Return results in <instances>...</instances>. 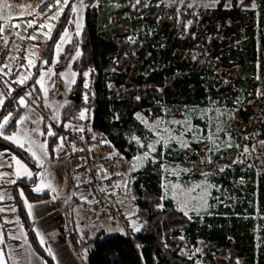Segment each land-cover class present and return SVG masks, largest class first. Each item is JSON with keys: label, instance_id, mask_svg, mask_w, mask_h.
<instances>
[{"label": "trees", "instance_id": "obj_1", "mask_svg": "<svg viewBox=\"0 0 264 264\" xmlns=\"http://www.w3.org/2000/svg\"><path fill=\"white\" fill-rule=\"evenodd\" d=\"M154 1L153 5L131 2L120 10L113 6L115 0H83L85 29L80 35H74L65 52L66 63H72L78 79L55 123L59 126L81 121L87 80L84 73L94 68L98 75L94 129L107 135L112 143L104 146L103 151L117 148L127 159L142 152L139 143L147 144L153 135L137 120V113L153 122L159 117H183L187 109L212 103L226 104L236 111L235 133L238 139L252 135L255 153L256 142H264V95L260 94L264 93V0H255L258 9L251 8V0H244L243 4L233 0L232 6L226 8L223 0L216 10L200 8L196 16L188 11V1L183 6H180L181 0H175L170 6H157L158 0ZM46 9L43 4L39 11ZM71 17L68 8L51 39L44 43L40 59L47 61L45 67L52 65L55 45L69 27ZM77 48L79 55H76ZM42 67L39 64L34 69L31 81L21 89L32 90L35 86L40 91L36 82ZM17 96L4 101L0 108V122L9 112L13 113L4 136L18 131L16 121L25 111V108H14L13 100ZM54 130L55 136L48 139L52 157L58 140ZM4 136H0V148L19 157L34 172L33 178L19 177L9 186L17 216L29 244L47 264H55L47 248L39 243L27 207V202H53V193L35 191L37 159ZM208 148L207 142L193 144L176 156L186 167L202 171L208 157L200 153ZM238 150L213 154L215 165H230L217 180L226 195L215 213L203 219H192L172 202L163 200L160 161L149 160L132 172L125 195L137 207L133 219L141 224L134 238L124 231L106 234L98 230L94 234L84 230L83 219L75 209L85 201L72 195L63 205L61 218L72 250L82 264H196L185 253L192 248L199 249L208 264H264V219L259 220L257 230L256 219L252 217L256 167L249 162H234ZM187 159H192L191 163ZM214 167L210 165L209 169ZM262 173L258 194L260 212L264 214ZM232 177L246 179V186L233 182ZM256 232H260V242H255Z\"/></svg>", "mask_w": 264, "mask_h": 264}, {"label": "rangeland", "instance_id": "obj_2", "mask_svg": "<svg viewBox=\"0 0 264 264\" xmlns=\"http://www.w3.org/2000/svg\"><path fill=\"white\" fill-rule=\"evenodd\" d=\"M115 1L116 3L113 4V6L120 10L126 8L131 2L132 4L138 5L135 0H129L127 3H125V0ZM184 1H188V11L196 16L199 14L200 8L205 10H216L223 0H218V2L217 0H181L180 6H183ZM141 2L153 5L155 1L141 0ZM232 2L233 0H231L230 6H226L229 5V0H226V8H230ZM173 4H175V0H158L156 2L157 6H170ZM83 5H85L84 2ZM72 6L77 8V12H72L69 27L65 28L61 33V36L64 35L65 31L68 33L63 44H61V51L57 54L56 45L60 44L59 38L54 48L52 65L45 67V63L37 78L36 85L40 91H36L35 86L32 90H24L26 94L29 92L32 93L31 96L28 95L32 103L25 104L26 110L22 117H28V119H26L23 124H19L18 131L16 132L19 134L17 139L24 144V147H22L23 149L28 151V148L31 147L38 156L42 157L43 166H41V161L37 160L39 170L36 175L38 180L35 184V188L38 185L41 187L43 186L41 184L42 180L44 183L50 182L52 184L55 191L45 188L42 192L46 190L52 191L53 196L57 198L58 203L62 206L61 215L63 213V205L71 199L72 195L78 194L74 182V180L77 179V163L67 160L60 149L55 152L53 157L50 156V154L47 157L44 156L45 151L49 153L48 139L55 136L49 135V133L56 134V131L51 128L52 126L46 125V122L42 119V111H48L55 120L62 106L71 98L70 90L78 79V73L73 70L72 63H66V57L68 55L65 54V52L67 45L72 42L75 33H79L81 27L86 24V6L82 7L80 0L71 1L70 7ZM60 21L61 16L56 20V26ZM77 24L80 26L79 30L77 29ZM52 31H54V28ZM36 47L34 44L35 53H37V57L34 61H36L35 64L38 66L39 64H43L40 59L43 53V47L41 46L39 48L40 54H38V47ZM77 53L80 54L78 48ZM34 66L35 65H33V67ZM62 73L63 75H61ZM243 99H245L244 96ZM235 112L236 111L231 106H227L226 104L217 105L210 103L206 107L187 109L183 117H171L170 119L159 117L151 122L144 117L145 115H141L140 119L144 123L142 124L152 133L153 138L147 144L144 142L139 143L143 149L142 152L138 154V157L142 159L136 164V169L133 170V164L128 163L124 164L122 169L123 178L121 180V185L124 188L123 201L129 206L131 212L135 214L137 212V207L126 199L125 188L130 178L129 175L141 169L149 160L155 162L160 161L162 165L163 200L172 202L178 210L192 219L194 217L203 219L207 213L217 210L219 204L222 203V198L226 195L223 187L218 184L217 180H219L220 174L227 172L230 165L227 164V167L222 164L215 165L213 154L234 148L240 149L238 150L239 153L234 162L239 164L249 162L250 165L256 167V179L259 178L264 171V143H262L263 141L256 142L257 150L255 149L256 152L253 153L252 144L255 142V138L251 139L252 135L239 136L238 139V135L235 133L234 128L236 125V121L234 120ZM230 124L231 126H228ZM10 141L18 145L16 142ZM205 142L209 144V148L206 149L207 151L205 153H200L208 157L204 170L200 171L193 166L186 167L178 160L176 154L179 151L188 150L193 144H202ZM42 144H46V149L40 148ZM149 145H152L155 150H152ZM56 147L57 145L55 143L54 149ZM245 149H247V151H245ZM146 154L147 158L144 159ZM17 160L21 163L17 164ZM187 161L191 163L192 159H187ZM259 163H262V165L259 166ZM22 165L26 164L19 157L11 155L7 150L0 148V174H4L0 175V202L5 210V226L8 225L5 227V232L8 230L11 237L18 242H24L26 233L18 219L17 208L13 204V196L9 186L13 184L11 181H15L19 177H27L28 179L34 177V172L28 165H26L27 170L33 173V175H25V169ZM210 165H214V169H209ZM221 168H224V171H220ZM39 173H44L43 177H41ZM232 181L238 185L241 184L244 186H246L247 183L246 179H238L237 177H232ZM78 197L80 198V195ZM201 197L203 201H206V204L201 201ZM80 199L84 201V199ZM84 203V205H80L75 209V212L78 213L82 219L83 215H88L86 216V222L83 219V229H87L91 233L94 232V230L95 232L104 230L106 234L113 233L109 226H115L116 224L110 222L101 210L97 208L92 210L91 207H87V202ZM135 221L140 224L136 219ZM258 228L260 229V226ZM121 231L123 230L121 229ZM6 240L9 242L7 237ZM196 250L197 248L186 249L185 253H187L190 258L194 259L196 264H208L202 258L199 251ZM79 263L82 264L81 259L75 255L74 259L73 257L64 258L63 262L60 264Z\"/></svg>", "mask_w": 264, "mask_h": 264}, {"label": "built area", "instance_id": "obj_3", "mask_svg": "<svg viewBox=\"0 0 264 264\" xmlns=\"http://www.w3.org/2000/svg\"><path fill=\"white\" fill-rule=\"evenodd\" d=\"M37 5H39L38 9ZM41 5L40 0H0V6L18 8L28 17V23L32 22L34 25L33 27H28V24L18 25L12 32H7L6 24L2 23L0 25L4 29L3 32H0V69H3V71H0V93H3V97L0 98L7 101L18 94L13 100L14 108L17 110L25 108V105L19 103L20 97H24L26 103H32L29 96L21 89L23 86H27L34 76V40L29 39V37L32 35H36L38 38L45 37L43 33L47 32L48 29L45 27L40 30L39 26L41 24L51 23L55 27L56 20H50L49 18L57 11L56 7H53L51 11H48V8L45 11H39ZM34 9L36 12L28 15ZM67 9H64V13ZM38 13H46V15H39ZM258 42L259 38L257 36V44ZM87 73V87L84 95L85 105L81 110L85 118H80L81 121L78 123L58 126L51 114L43 110L42 119H44L46 125L57 130V145L60 144V138H64L63 147L60 150L65 158L77 163V179L74 180L75 189L78 192L85 193L91 204L101 210L110 222L119 226L128 236L134 238L138 231L132 225L133 222L136 226L138 223L133 219V213L129 206L123 201L124 188L121 185V180L124 164H133L134 158L139 155L127 159L117 148H113L112 151H103L104 146L112 145V143L107 135L95 132V84L98 75L94 68H90ZM22 79H25L23 84L19 83ZM85 96H87L86 100ZM80 128H83L84 131H79ZM140 225L138 224L137 227H141ZM258 227L256 226L257 230H259ZM256 238V242H260L258 241V235Z\"/></svg>", "mask_w": 264, "mask_h": 264}, {"label": "crops", "instance_id": "obj_4", "mask_svg": "<svg viewBox=\"0 0 264 264\" xmlns=\"http://www.w3.org/2000/svg\"><path fill=\"white\" fill-rule=\"evenodd\" d=\"M21 13L22 12L16 7H3V10L0 11V16L7 17V18L0 19V25L2 23L6 24L7 32H12L15 29V27H12V25L24 26L28 24V21H29L28 17ZM85 26L81 27L79 33H75V34L80 35L84 31ZM55 28H56V24H55L54 30ZM52 33L53 31L51 32V34ZM47 39L48 38L45 36V37H39L34 40L35 47L36 46L38 47V51H37L38 54H40L39 48L41 46L43 47L44 42ZM36 57H37V53H35V49H34L33 65L35 66L33 67V71L37 67V65L35 64L36 61H34ZM44 64L45 62H43L42 65ZM141 115L143 114L137 113L135 116L138 121L143 123V121L140 119ZM258 189H259V178L256 179L255 211H254L255 213L252 215V217L256 219L257 227L260 226L259 220L264 219V214L260 212V208H259ZM77 195L78 196L80 195V198L84 199V201L87 202L88 204L87 207H91L92 210H95L94 205L91 204L90 200L88 199L85 193L78 192ZM29 204L33 206L31 209L30 215L34 222V229L37 235L39 236V239L41 238V236H43L46 242L44 246L46 248L50 246L53 252L55 253V259H54L55 264H57V262L58 264H60L61 262H63L64 258L73 257L74 259L76 254L72 250L69 242L67 241L66 235L64 233L63 220L61 219L62 218V215H61L62 206L61 204L58 203L57 198L54 197L53 202L52 201H39V202H33V203L27 202V207ZM4 212L5 210L3 208V205H0V233H2V237L4 240V243L0 244V248L4 250V255L7 260V264L9 263L10 264H45V261L43 260V258L33 249V247L27 241L26 232H25L26 235H25L24 242H18L17 240H14V238L11 237L8 230H6L5 232V227H7L8 225L5 226V216L6 215L4 214ZM214 213L215 211L211 213H207L205 216H212ZM86 216L83 215V219L85 220V222L87 221ZM246 216L251 217L250 215H246ZM109 227L113 231V233H110V234H116L118 232H122L120 227L117 225L115 226L111 225ZM93 233L95 234V230ZM6 237L8 238L9 242H7ZM9 253H11V255H9Z\"/></svg>", "mask_w": 264, "mask_h": 264}, {"label": "snow or ice", "instance_id": "obj_5", "mask_svg": "<svg viewBox=\"0 0 264 264\" xmlns=\"http://www.w3.org/2000/svg\"><path fill=\"white\" fill-rule=\"evenodd\" d=\"M136 4H139L141 2V0H135ZM218 2V0H217ZM230 2L231 0H229V5H226V6H230ZM239 2L241 4H243V0H239ZM41 3L42 4H45L48 8V11H51V9L53 7H56L57 11L49 18L50 20H58L59 16L60 15H63L64 14V9L65 8H69L71 12H77V8L76 7H70V4H71V0H41ZM80 3H81V6L82 7H85V5H83V0H80ZM251 8L255 9L257 8V4L255 2V0H251ZM3 7H6V6H0V11L3 10ZM39 8V5H37V9ZM34 12H36V10L34 9L33 12H30L28 13V15H32ZM23 14V13H21ZM39 15H46V13H38ZM7 17H3V16H0V19H6ZM33 23L32 22H29L28 23V27H33ZM12 27H18V25H12ZM45 27H47L48 31L47 32H44L43 35H45L48 39H51V31H52V28L54 27L53 24L49 23L47 25L45 24H41L39 26L40 30H43ZM79 24H77V29L79 30ZM4 29L2 26H0V32H3ZM68 33L67 31H65L64 35L60 37V44H57L56 45V48H57V54H59V52L61 51V44H63L65 38L67 37ZM38 37L36 35H32L29 37V39H37ZM76 55H79V53H77ZM29 63H31V61H29ZM45 63H47V61H45ZM6 67V65H5ZM0 71H3V69H0ZM5 75H7V73H5ZM63 75V73L61 74ZM85 76L88 75V73H84ZM25 79H27V77H25ZM25 79H22L19 81V83L23 84L25 82ZM87 87V85H86ZM261 95H264V93H260ZM27 95L31 96L32 93L29 92L27 93ZM0 97H3V93H0ZM87 99V96H85V100ZM139 99V97L137 98ZM19 103L21 105H25L26 104V101H25V98L24 97H20L19 99ZM4 105V99L3 98H0V108H2ZM12 116H13V113L9 112L7 116H4L3 117V120L2 122H0V136H4V129L11 123V119H12ZM80 118L83 119L85 118L84 116V113L82 112L80 114ZM28 119V117H21L18 121H16L17 124H23V122ZM79 131L83 132L84 129L83 128H80L78 129ZM18 133H13L12 135L10 136H4L5 139H8V140H12L14 142H16L20 147H24V144L19 140L17 139L18 137ZM49 135H55V133H49ZM95 138V137H93ZM63 140L64 138L61 137L60 138V144L57 145V147L55 149H53V152H57L60 148L63 147ZM264 143V142H262ZM186 146V145H185ZM150 148H152V150H155L154 147L152 145H149ZM40 148L41 149H46V144H42L40 145ZM28 151L31 153V155L36 158L38 161H41V166H43V159L41 156H38L37 153L35 151L32 150L31 147L28 148ZM245 151H247V149H245ZM49 155V153H47V151L44 152V156L47 157ZM147 158V154L145 155L144 159ZM142 158L140 157H135L134 158V163H133V170L136 169V164L139 163L141 161ZM17 164H20L21 162L19 160L16 161ZM22 167H24L25 169V175L27 176H32L33 173H31L30 171L27 170V166L26 165H22ZM220 171H224V168H221ZM0 175H4V174H0ZM39 175L41 177H43L44 173H39ZM12 183H15V181H11ZM41 184L43 185L42 187L41 186H37L35 188V191L36 192H42L45 188H49V189H52L53 191H55V189L52 187V184L50 182L48 183H44L43 180L41 181ZM103 191V190H102ZM21 195H23V193H21ZM86 199V198H85ZM201 201L203 203L206 204V201H203V198L201 197ZM98 203V202H97ZM32 205H28V209H29V214H31V209H32ZM199 214V213H197ZM136 231H140V227H137L135 222H133V225H132ZM4 243V240H3V237H2V233H0V244H3ZM39 243L41 245H44L46 242L43 238V236H41L40 240H39ZM48 255L52 256L53 259H55V253L53 252V250L51 249V247L49 246L47 249H46ZM196 251H200L199 249H197ZM9 255H11V253H9ZM0 264H7V260L5 258V255H4V250L2 248H0ZM45 264H47V262H45ZM58 264V262H57ZM239 264V262H238Z\"/></svg>", "mask_w": 264, "mask_h": 264}, {"label": "flooded vegetation", "instance_id": "obj_6", "mask_svg": "<svg viewBox=\"0 0 264 264\" xmlns=\"http://www.w3.org/2000/svg\"><path fill=\"white\" fill-rule=\"evenodd\" d=\"M263 155H264V153H263ZM258 236H259V239H258V241H260V232L257 234ZM255 240H257V238H255Z\"/></svg>", "mask_w": 264, "mask_h": 264}]
</instances>
